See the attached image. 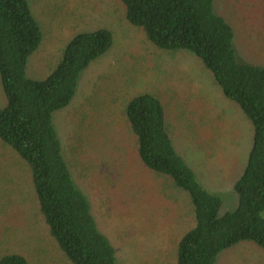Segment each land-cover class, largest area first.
Wrapping results in <instances>:
<instances>
[{"label":"rangeland","instance_id":"374dc122","mask_svg":"<svg viewBox=\"0 0 264 264\" xmlns=\"http://www.w3.org/2000/svg\"><path fill=\"white\" fill-rule=\"evenodd\" d=\"M27 1L43 32L42 46L27 63L31 80L49 75L75 34L100 27L113 32L111 49L81 74L73 101L54 114L53 122L98 229L115 248L117 263L176 264L178 242L193 222L169 181L141 174L126 144L123 154L117 149L125 137L124 105L145 92L164 103L177 151L201 185L222 200L221 215L237 207L234 185L251 148L252 125L222 96L195 56L155 48L126 21L117 0ZM214 5L234 30L238 57L264 66V0H214ZM5 104L0 82V108ZM113 129L118 134L110 137ZM105 141L110 142L109 157L99 160L92 148ZM75 155H81L79 164ZM107 165L140 185L136 196H129L132 204ZM6 252L23 254L30 264H67L39 215L25 166L0 143V255ZM215 264H264V251L240 243L223 251Z\"/></svg>","mask_w":264,"mask_h":264},{"label":"trees","instance_id":"16d2710c","mask_svg":"<svg viewBox=\"0 0 264 264\" xmlns=\"http://www.w3.org/2000/svg\"><path fill=\"white\" fill-rule=\"evenodd\" d=\"M117 1L126 21L155 48L195 56L253 128L247 161L234 185L237 207L221 215L222 200L201 185L177 151L164 103L145 92L124 105L125 137L117 149L123 154L126 144L141 174L169 181L193 222L178 242L176 264H215L223 251L244 242L264 251V66L238 57L234 30L216 13L214 0ZM113 41V32L105 27L81 31L68 41L44 80H31L27 63L42 46V28L27 0H0V82L6 99L0 108V143L25 166L39 215L67 264H118L115 248L98 229L90 201L73 176L53 122L54 114L73 101L81 74L109 52ZM113 131L110 137L118 134ZM101 145L92 152L99 160L108 159L110 142ZM75 156L79 164L81 155ZM107 168L123 191L127 189L132 204L129 196L135 197L140 185L116 174L113 166ZM0 264L30 261L21 253L6 252Z\"/></svg>","mask_w":264,"mask_h":264}]
</instances>
